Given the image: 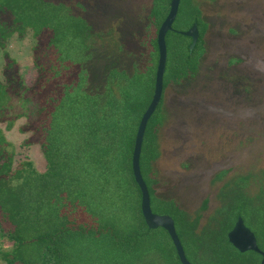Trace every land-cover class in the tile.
Segmentation results:
<instances>
[{"label": "trees", "instance_id": "1", "mask_svg": "<svg viewBox=\"0 0 264 264\" xmlns=\"http://www.w3.org/2000/svg\"><path fill=\"white\" fill-rule=\"evenodd\" d=\"M119 1L0 0V51L5 58L0 116L13 100L21 107L20 113L0 117V123L10 131L23 119L17 128L29 135L23 144H35L45 165L42 173L31 162L13 168L15 153L0 131L1 264H179L167 233L143 225L140 193L130 171L135 131L152 98L155 34L169 0L133 6L135 26L123 25L115 42L100 25ZM179 14L188 27L197 25L198 37L190 52L187 38L175 31L165 35V49L167 35L175 37L177 49L166 60L162 93L166 88L184 91L204 53L207 24L198 6L180 0ZM28 34L35 75L26 85L5 45L12 36ZM236 63L231 60L229 67ZM145 99L146 107H141ZM162 100L163 95L146 123L138 163L151 213L172 220L188 264H259L257 254L236 253L227 235L240 218L264 255V172L254 193L248 175L224 184L216 197L218 207L200 226V216L190 219L174 201L156 198L159 183L153 165L160 159ZM225 175L211 181L221 183ZM207 203L203 201L200 211ZM3 243L11 245L9 251L2 250Z\"/></svg>", "mask_w": 264, "mask_h": 264}, {"label": "rangeland", "instance_id": "2", "mask_svg": "<svg viewBox=\"0 0 264 264\" xmlns=\"http://www.w3.org/2000/svg\"><path fill=\"white\" fill-rule=\"evenodd\" d=\"M148 1H119L113 13L104 15L100 31H110L116 42L123 25L135 26L133 6ZM193 2L207 24L202 37L204 53L197 74L184 91L166 88L162 93L163 118L158 130L160 159L153 169L159 183L155 187L156 198L174 201L190 219L200 216V226L218 207L216 197L224 184L248 175L251 177L249 189L254 193L259 185L257 180L264 172V0ZM177 17L173 31L186 32L190 28L188 21H179L180 14ZM176 44L174 36H166L168 61L176 54ZM31 45L30 34L22 39L12 36L5 45V53L18 64L26 85L35 75ZM188 46L189 43L187 50ZM233 59L239 63L229 67ZM4 65V54L0 51V83ZM152 65L154 74L157 60ZM244 85L249 86L246 92L241 91ZM147 88L149 100L148 82ZM147 100L141 102V107ZM11 105L1 118L21 112L17 101L13 100ZM23 122V119L15 121L10 131L5 129L6 124L0 123L4 140L15 153L13 168L31 162L33 169L42 173L45 165L39 148L35 144L26 147L23 141L29 135L17 131ZM222 172L226 175L221 183H213L214 176ZM204 200L208 202L206 210L200 211ZM136 201L138 196L135 206ZM133 216L134 209L128 217ZM3 245V251L10 250V244Z\"/></svg>", "mask_w": 264, "mask_h": 264}, {"label": "water", "instance_id": "3", "mask_svg": "<svg viewBox=\"0 0 264 264\" xmlns=\"http://www.w3.org/2000/svg\"><path fill=\"white\" fill-rule=\"evenodd\" d=\"M180 0H169V11L161 23L159 29L155 34V46L158 52V60L156 71L153 79L152 98L147 106L142 118L139 120L135 135L134 146L132 151L130 171L133 179V183L136 184L140 193V208L139 214L143 221L145 228L149 230L162 229L165 231L174 248V254L179 264H188L185 260L181 243L176 235L173 222L166 215H155L150 211V196L145 184L141 180L139 173L138 163L141 155V148L143 143V134L146 123L153 115L158 107L162 98V76L165 73L167 50L165 49V35L167 33L174 32L173 25L176 21ZM197 25L193 24L186 32L178 33L181 37L190 40L188 50L191 52L197 41ZM233 229L227 235V241L229 245L239 254L251 252L257 254L260 257V263L264 264V255L260 252L257 246V240L253 232H251L242 222L240 218H237Z\"/></svg>", "mask_w": 264, "mask_h": 264}, {"label": "flooded vegetation", "instance_id": "4", "mask_svg": "<svg viewBox=\"0 0 264 264\" xmlns=\"http://www.w3.org/2000/svg\"><path fill=\"white\" fill-rule=\"evenodd\" d=\"M169 11V10H168ZM189 40V39H188ZM189 42H190V40H189Z\"/></svg>", "mask_w": 264, "mask_h": 264}]
</instances>
